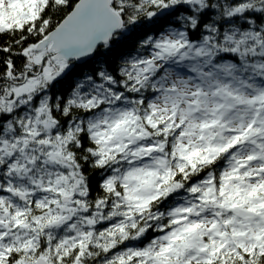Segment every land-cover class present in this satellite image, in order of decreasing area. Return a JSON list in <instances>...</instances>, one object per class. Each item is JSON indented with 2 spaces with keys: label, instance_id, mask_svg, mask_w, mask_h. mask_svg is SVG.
I'll return each mask as SVG.
<instances>
[{
  "label": "snow or ice",
  "instance_id": "obj_1",
  "mask_svg": "<svg viewBox=\"0 0 264 264\" xmlns=\"http://www.w3.org/2000/svg\"><path fill=\"white\" fill-rule=\"evenodd\" d=\"M0 264H264V0H0Z\"/></svg>",
  "mask_w": 264,
  "mask_h": 264
},
{
  "label": "trees",
  "instance_id": "obj_2",
  "mask_svg": "<svg viewBox=\"0 0 264 264\" xmlns=\"http://www.w3.org/2000/svg\"><path fill=\"white\" fill-rule=\"evenodd\" d=\"M5 39H6V37H5Z\"/></svg>",
  "mask_w": 264,
  "mask_h": 264
}]
</instances>
